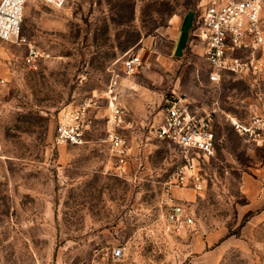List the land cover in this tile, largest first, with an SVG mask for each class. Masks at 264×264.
Wrapping results in <instances>:
<instances>
[{
	"label": "rangeland",
	"instance_id": "1",
	"mask_svg": "<svg viewBox=\"0 0 264 264\" xmlns=\"http://www.w3.org/2000/svg\"><path fill=\"white\" fill-rule=\"evenodd\" d=\"M201 2L25 0L20 33L40 52L35 66L23 44L0 40V264H264V141L229 123L264 114V78L212 84L199 53H162L167 31L186 13L195 22ZM126 54L143 61L131 75ZM115 75L130 153L122 177L105 172ZM173 94L197 111L218 104L214 156L198 165L204 188L173 190L191 225L170 222L162 202L181 154L154 130ZM90 98L86 142L54 144L58 114Z\"/></svg>",
	"mask_w": 264,
	"mask_h": 264
},
{
	"label": "built area",
	"instance_id": "2",
	"mask_svg": "<svg viewBox=\"0 0 264 264\" xmlns=\"http://www.w3.org/2000/svg\"><path fill=\"white\" fill-rule=\"evenodd\" d=\"M60 8L67 0H42ZM25 0H0V40L23 44L29 67L35 66L39 50L22 36L21 22ZM193 33L203 43L202 58L210 70L207 80L218 84L225 74L242 78H264V0H202L201 12L193 24ZM137 54H126L122 59L123 72L134 74L141 66ZM3 79L0 77V83ZM105 100L109 110V128L104 138L108 153L105 172L122 177L129 168V141L123 133L125 113L119 102L117 76L107 86ZM93 98L62 110L56 119L53 141L56 145H82L91 123ZM218 104L197 111L184 96L171 95L164 106V114L154 133L160 140L174 143L181 154L180 163L165 181L162 202L166 218L177 225H191L193 218L173 196L175 188L201 191L204 180L198 171L199 162L214 156L216 136L214 116ZM231 128L241 137L259 144L264 141V114L248 119L229 118ZM123 247L112 248L110 256L119 259Z\"/></svg>",
	"mask_w": 264,
	"mask_h": 264
},
{
	"label": "crops",
	"instance_id": "3",
	"mask_svg": "<svg viewBox=\"0 0 264 264\" xmlns=\"http://www.w3.org/2000/svg\"><path fill=\"white\" fill-rule=\"evenodd\" d=\"M193 22L191 13H186L177 19L175 25L167 31V49L162 52L163 55L173 60L185 58L188 52L202 55L203 43L193 33ZM141 62L142 66V58Z\"/></svg>",
	"mask_w": 264,
	"mask_h": 264
}]
</instances>
